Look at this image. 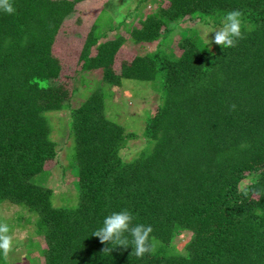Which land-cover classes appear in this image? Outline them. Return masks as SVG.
Returning a JSON list of instances; mask_svg holds the SVG:
<instances>
[{
    "label": "trees",
    "instance_id": "1",
    "mask_svg": "<svg viewBox=\"0 0 264 264\" xmlns=\"http://www.w3.org/2000/svg\"><path fill=\"white\" fill-rule=\"evenodd\" d=\"M83 1L10 0L14 14L0 11V204L36 217L31 222L46 244L29 259L264 264V0H150L154 8L129 7L128 17L137 20L110 30L97 18L69 76L75 82L88 72L102 85L73 106L78 88L61 82L63 59L54 44ZM232 10L242 13L244 32L233 48L209 51L201 31L187 26L217 30ZM177 29L180 38L167 51ZM129 44L145 53L130 50L133 58H121ZM124 79L152 82L158 93L143 128L145 145L130 160L121 151L138 135L107 114ZM56 110L69 111L72 124L64 173L76 195L62 204L33 180L57 157L48 117ZM122 209L152 226L151 253L104 251L108 245L91 236ZM181 234L187 238L180 247L174 242ZM9 256L0 255V264H10Z\"/></svg>",
    "mask_w": 264,
    "mask_h": 264
},
{
    "label": "rangeland",
    "instance_id": "2",
    "mask_svg": "<svg viewBox=\"0 0 264 264\" xmlns=\"http://www.w3.org/2000/svg\"><path fill=\"white\" fill-rule=\"evenodd\" d=\"M129 7L132 12L138 7L143 9L148 7L154 8V4L150 0H145V2L142 0H85L77 5L74 15L66 20L60 29L54 45L58 49L57 54L63 59L64 69L60 78L61 82L66 84L67 88L73 86L78 88L76 94L70 101L73 106L79 105L88 94L102 85L100 80L90 82L92 78H90L88 72L77 73L75 77L78 78L81 76V79H76L75 82L70 79V74H72L70 72L72 68L77 66L83 47L82 43H84L87 33L97 18L102 30L107 28H109L107 30H110L114 24L117 25L123 19H126L125 24L132 20H137V18L128 17ZM196 23L191 22L187 26H195L199 29L202 35L198 33L206 40V43L210 44V39L204 33L206 31L214 32L216 29L205 24ZM178 31L179 29L170 35L169 44L165 45L167 51H170L169 48L176 45L177 40L180 38ZM118 32L119 29L109 33L108 36L111 37V35H115ZM214 35L215 33H211L210 37H214ZM155 45L156 43L151 48H154ZM216 45L213 43L211 48H214ZM130 50L145 53L144 49L136 48L132 44H129L122 51L121 58H133V51ZM69 66L71 67L69 68ZM82 80L84 84H81ZM148 84L150 85L152 82L124 79L123 84L120 86L121 88L114 89L113 98L108 99L107 102V114L125 126L128 132L133 131L138 135V138L132 139L121 151L122 157L126 160L136 157L142 149L141 147H144V141L146 140L143 129L145 128V121L151 111L155 110L158 106V93ZM103 89L104 91L109 90L108 87ZM49 116L54 126V129H52L54 139L59 142L57 146V157L54 160L48 161L45 171L36 175L33 180L51 188L54 192L53 201L62 204L64 199L68 201L69 196L74 197L76 195V191L71 190L69 173H64L69 165L67 147L70 144L68 134H70L69 129H71L72 124L71 121H68L70 117L69 111L67 110L52 111L48 113ZM244 184H246V181ZM0 218L1 223L9 226L10 231L8 234L13 238V247L9 252L10 256L8 258L9 263L35 264L34 260L31 261L29 258L31 255L32 258L39 257V252L42 251L41 248L46 244L44 236L37 234L36 226L31 222L35 221L36 217L19 205L4 202L0 204ZM186 238L185 234H181L174 243L181 247L182 241ZM30 244L32 248L28 246Z\"/></svg>",
    "mask_w": 264,
    "mask_h": 264
},
{
    "label": "clouds",
    "instance_id": "3",
    "mask_svg": "<svg viewBox=\"0 0 264 264\" xmlns=\"http://www.w3.org/2000/svg\"><path fill=\"white\" fill-rule=\"evenodd\" d=\"M0 11L11 15L14 14L15 8L10 0H0ZM211 33H215L214 37H210ZM204 35L211 41L209 51L213 43L222 46L223 49L235 47L244 36L242 13L239 10L228 12L220 28L214 32L206 31ZM9 231L7 224L0 223V255L3 256H7L13 247V238L8 234ZM152 233L151 225L136 223L133 213L128 209H122L105 216L102 225L95 229L91 236L98 237L102 243L108 245L104 251L112 252L121 246L124 249L131 247L132 253L141 258L153 250Z\"/></svg>",
    "mask_w": 264,
    "mask_h": 264
}]
</instances>
